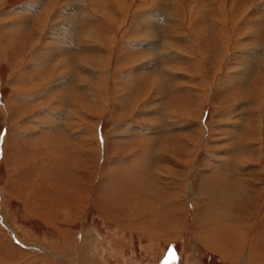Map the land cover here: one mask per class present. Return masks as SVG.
Wrapping results in <instances>:
<instances>
[{
	"label": "rangeland",
	"instance_id": "374dc122",
	"mask_svg": "<svg viewBox=\"0 0 264 264\" xmlns=\"http://www.w3.org/2000/svg\"><path fill=\"white\" fill-rule=\"evenodd\" d=\"M91 1L0 0V264H264V206L241 199L264 195V103L256 105L258 95L264 99V0H239V9L207 0L205 20L191 13L195 4L188 12V0ZM248 33L254 54L246 50ZM100 54L110 58L104 85L96 69L76 61L98 62ZM153 90L154 98L141 101ZM180 101L192 114L189 107L182 113ZM83 127L91 135L81 141ZM255 147L261 168H235ZM77 177L83 184L75 201L62 189H74ZM155 202L174 211L169 226L167 219L155 226ZM250 209L256 214L244 250L224 248L238 258L204 246L205 229L220 219L233 228L232 219ZM256 230L263 240L248 249Z\"/></svg>",
	"mask_w": 264,
	"mask_h": 264
},
{
	"label": "bare ground",
	"instance_id": "6f19581e",
	"mask_svg": "<svg viewBox=\"0 0 264 264\" xmlns=\"http://www.w3.org/2000/svg\"><path fill=\"white\" fill-rule=\"evenodd\" d=\"M67 1V0H66ZM109 0H105V1H100V2H98V3H96L97 5H99L100 7H101V4H102V6H104V5H107V3L109 4V2H108ZM207 0H188L187 1V3H186V6L188 7V9L187 10H189L188 12H191L192 11V7H193V5L192 4H195L196 5V8H197V11H194V12H191V13H194L196 16H197V18H202V19H204L205 18V14H206V12H208L209 10H210V5H209V7H207L208 5V3L206 2ZM252 1H255V0H252ZM77 3H79V2H77ZM76 3V4H77ZM89 4H92V1L91 0H89ZM231 4H232V8L234 9V8H238V7H240L239 6V0H234V1H232V3H227V1L226 0H220V2H219V5H220V8H223L225 5L226 6H230L231 7ZM252 4H253V2H252ZM93 5V4H92ZM246 7V6H245ZM231 9V8H230ZM232 9V10H233ZM239 9V8H238ZM246 9H250V8H247L246 7ZM219 10H221V9H219ZM234 11V10H233ZM246 10H244V12H245ZM250 11V10H249ZM248 11V12H249ZM252 11V10H251ZM236 12V11H235ZM247 12V11H246ZM253 12V11H252ZM232 13L233 12H231V15H232ZM241 13V12H240ZM250 13V12H249ZM225 15V14H224ZM247 15V14H246ZM249 15V14H248ZM107 17H109L108 16V13H106V12H104V18L106 19ZM227 17H229V16H227ZM248 17V16H247ZM194 18V17H193ZM223 19H222V21H226L225 20V17H222ZM235 18V17H234ZM109 19H110V17H109ZM227 19V18H226ZM108 20V19H107ZM111 20V19H110ZM205 20V19H204ZM250 20V19H249ZM23 21V20H22ZM42 21H43V19H42ZM112 21V20H111ZM200 21V20H199ZM202 21V20H201ZM242 21V20H241ZM227 22V21H226ZM124 23V22H123ZM196 23H197V21H196ZM195 23V24H196ZM216 23V22H215ZM229 23V22H228ZM45 24V23H44ZM220 24V23H219ZM204 25V24H203ZM213 25H214V23H213ZM212 25V26H213ZM223 24H221V26H222ZM227 25V24H226ZM233 25V24H232ZM243 25V24H242ZM103 26V25H102ZM111 26V25H110ZM142 26H144V25H141L140 27L141 28H143ZM215 26H217V25H215ZM219 26V25H218ZM220 26V27H221ZM224 27H225V25H223ZM66 28H69V26H68V24H67V26H65ZM104 27V26H103ZM224 27H222V28H224ZM42 28H43V26H42ZM45 28V27H44ZM65 28V29H66ZM106 28V27H105ZM226 28V27H225ZM237 28V27H236ZM235 28V29H236ZM35 30V29H34ZM40 30V29H39ZM225 30V29H224ZM95 31H97L96 29H95ZM199 31L200 32H202L201 34H205V31H203L202 29H199ZM240 31V30H239ZM92 33V32H91ZM97 33V32H96ZM224 33V32H223ZM242 34V33H241ZM84 35V34H83ZM189 36H190V34H188ZM221 35V34H220ZM224 35V34H223ZM227 35V34H226ZM82 36V35H81ZM173 36H175L174 34H173ZM187 36V35H186ZM189 36H188V39H189ZM228 36V35H227ZM231 36V35H230ZM39 38V37H38ZM83 38V37H82ZM227 38H229V37H227ZM247 38H248V40L250 41V42H248V44L247 45H249V44H252L253 46L252 47H247V49L246 50H248V49H251V48H254L255 50H248L247 51V53H250L251 54V52L254 54V53H256V47L258 48V45L256 44V41H255V38H253L252 39V33H248V35H247ZM185 39H187V38H185ZM186 40V41H191V37H190V39L189 40ZM223 39V38H222ZM38 40V39H37ZM33 41V40H32ZM231 41V40H230ZM237 42H238V40H237ZM96 43V42H95ZM98 43H102L100 40H99V42ZM98 43L96 44V45H98ZM169 43V42H168ZM226 45H227V43H226V41L225 40H220V42H219V45H218V48H219V50L220 51H222V57H223V55H224V53H225V48H226ZM240 45V44H239ZM168 46V45H167ZM170 46V45H169ZM164 48H166L167 50H169L168 48L169 47H164ZM166 50V51H167ZM61 51V50H60ZM251 51V52H250ZM63 52H64V50H63ZM99 53H100V51H99ZM64 54V53H63ZM261 54V53H260ZM61 55V54H60ZM86 56V55H85ZM85 56H84V58H81V57H79L80 58V60H79V58L76 60L77 61V63L78 64H82V65H84L85 66V68H90L91 70H97V75H98V81L101 83L100 85H102L103 83H104V81L106 80V78H105V76L103 75V72H104V68H105V66H107V68L110 66L109 65V60H110V58H108V59H104L105 58V56H101V54H100V56H99V59H100V61H98V62H95V60L94 59H92L91 60V62L89 63V61L85 58ZM247 56H249V55H247ZM250 56H252V55H250ZM263 56V55H262ZM253 57H255V56H253ZM72 58V57H71ZM70 58V59H71ZM101 58H103V59H101ZM81 59H82V61H81ZM205 59H207V57L206 56H202L201 57V60H202V62L204 63L205 62ZM221 59V58H220ZM59 60V59H58ZM60 60H61V58H60ZM67 60V59H66ZM68 61V63H69V59L67 60ZM61 62V61H60ZM63 62V61H62ZM71 62V61H70ZM66 63V62H65ZM64 63V64H65ZM202 63V64H203ZM67 64V63H66ZM69 65V64H68ZM67 66V65H66ZM63 67L64 66H56V68H58V70H60V71H63L62 69H63ZM68 67V66H67ZM202 67V66H201ZM93 68V69H92ZM204 69V68H203ZM66 71H68V69H66ZM101 72H102V74H101ZM69 73H71V69H69ZM246 73V72H245ZM56 75V74H55ZM58 75V74H57ZM66 75V74H65ZM65 75H63V77L62 78H64V80H66V79H68V77L70 78V75L69 74H67L68 75V77L67 76H65ZM183 75V74H182ZM244 76V75H243ZM245 77V76H244ZM82 78V77H81ZM84 79V78H83ZM69 80V79H68ZM82 81H85V80H81L80 81V83H82ZM86 82V81H85ZM106 82V81H105ZM160 82V81H159ZM85 85H86V89L88 90V92H89V94H92L91 96H89L90 97V99L91 98H93V97H95L96 95H95V93H94V91H95V88L93 87V85L91 84V83H88V82H86V83H84ZM252 84V83H251ZM255 84V83H254ZM104 85V84H103ZM106 85V84H105ZM155 85H156V91H159L160 89V85H158V84H156L155 83ZM259 87H260V90H258L260 93H262L263 92V90H264V80L263 81H261V83L258 85ZM35 87V86H34ZM101 87H103V86H101ZM100 87V88H101ZM115 87V90L114 91H116V90H118V87L117 86H114ZM102 90V89H101ZM115 93V92H114ZM113 93V95H115ZM157 94H156V92H154V90L153 91H147L144 95H142L141 96V101H143V99L144 100H147V99H151V98H154L155 96H156ZM76 97V98H75ZM74 98H73V107H75V111L76 112H78V113H80L79 111H78V109L80 108V101H81V99H79V98H81V97H78V96H75ZM97 97H99V95L97 96ZM115 97V96H114ZM202 97V99L204 98L203 96H201ZM258 97V102L256 103V105L258 106V105H260V104H263L264 103V99L262 98V96L261 95H258L257 96ZM93 100H96V99H93ZM99 100L102 102V100H103V98H100L99 97ZM255 100H257V99H255ZM82 102V101H81ZM116 102V101H115ZM115 102H114V104H115ZM122 103V102H121ZM140 103H142V102H139V100H136V104H137V107L140 105ZM178 108H180L181 110H185V112H182L184 115H186L187 114V109H188V107H189V112H190V114H192V108L190 107L191 105L189 104V102L188 103H182V101H180L179 102V105H178V103L177 104H175ZM133 107H135V106H133ZM136 107V108H137ZM141 107V106H140ZM201 107L202 106H199V108L201 109ZM175 109H177V108H175ZM255 110V109H254ZM259 110V109H258ZM171 113H173L174 114V111H172ZM254 113H256V112H254ZM81 115V114H80ZM183 115V116H184ZM250 127V126H249ZM255 128L256 129H260V123L259 122H255ZM83 129H84V131H82V135L80 134V138H81V141L83 140V139H85V137L86 136H88V135H91V131L90 130H88L87 129V127H83ZM249 129V128H248ZM81 130V129H80ZM254 131V130H253ZM252 133V132H251ZM254 133V132H253ZM250 134V133H249ZM200 134H197V136H199ZM90 137H92V136H90ZM258 137V132H257V135L255 136V141H257V138ZM246 138H248V137H246ZM198 139H200V138H197V140L192 144V146L194 147L195 145H196V142L198 141ZM97 138L95 137V139H94V147L95 148H97V151H98V143H97ZM182 140V139H181ZM244 141H246L247 142V140H244ZM259 141V140H258ZM181 142V141H180ZM192 143V142H191ZM190 143V144H191ZM249 144H252V143H250V142H248ZM186 144V143H185ZM184 144V145H185ZM148 145V144H147ZM183 145V144H182ZM183 145V146H184ZM188 146V145H187ZM176 147V146H175ZM257 147V146H256ZM256 147H255V149H253V151H250V153H247L246 154V156H243L242 158H241V160H240V166H241V168L243 169V171L245 172V170L247 169L246 167L247 166H249V167H252V166H254L255 164H257L258 166H260V168H261V165H259L258 163H259V160H253V158H252V156L251 155H253V153L252 152H255L256 150L257 151H259L260 149V147H258L257 149H256ZM88 148L89 149H91V147H90V145H88ZM181 148V147H180ZM188 148H190V146L188 147ZM173 149V148H172ZM165 150V149H164ZM179 150H181V149H179ZM167 151V150H166ZM176 151H178V150H176ZM181 152V151H180ZM182 153V152H181ZM183 153H186V152H183ZM191 153V152H190ZM97 154V153H96ZM255 154H257V153H255ZM260 154V153H259ZM173 155V154H172ZM175 155V154H174ZM178 155V154H177ZM259 156V155H258ZM186 158V157H185ZM150 159V158H149ZM187 159V158H186ZM185 159V160H186ZM174 160V159H173ZM178 160V159H177ZM91 161V160H90ZM183 161V160H182ZM182 161H180L179 160V162H182ZM191 161V160H190ZM226 161V164H224L225 165V167H229V165L228 164H230V162L232 163V161L231 160H225ZM228 161V162H227ZM63 162V161H62ZM72 163V162H71ZM174 163V162H173ZM183 163H185L184 161H183ZM187 163V162H186ZM73 164V163H72ZM172 164V163H171ZM188 164H189V162H188ZM158 165V164H157ZM173 165V164H172ZM191 165V164H190ZM233 165H235L234 163H233ZM174 166H175V164H174ZM184 166V165H183ZM84 167V166H83ZM166 167V166H165ZM178 167V166H177ZM187 167H189V166H187ZM192 167V166H191ZM161 168V167H160ZM126 169V168H125ZM131 169V168H130ZM130 169H129V171H130ZM168 169V168H167ZM160 170V169H159ZM248 170V169H247ZM128 171V172H129ZM139 171V170H138ZM161 171V170H160ZM162 171H163V169H162ZM165 171V170H164ZM169 171H170V169H169ZM168 171V172H169ZM172 173L174 172L173 170L171 171ZM184 172V171H183ZM133 173V172H132ZM158 173V172H157ZM261 173L264 175V167L262 168V171H261ZM159 174H160V172H159ZM185 174H186V176L183 174V175H181V172H180V175H181V177L183 176V178L185 179H188L189 178V175H190V173H189V175H188V177H187V172H185ZM131 175V174H130ZM176 176L178 175V174H175ZM128 176V175H127ZM160 176V175H159ZM165 176H170V175H165ZM172 177H174V175L172 176ZM175 178H177L178 179V177H175ZM172 179V178H171ZM180 179V178H179ZM178 179V180H179ZM193 179V178H192ZM77 180H78V183H77V185H76V187L73 189V188H71L70 186H69V184L67 185V184H65V185H63V189L62 190H64V193H65V195L66 194H68L70 197H72L73 195H74V200L76 201V200H78V198H79V196H80V193H81V185L83 184V183H81V180H82V178L81 177H77ZM85 180V179H84ZM154 180V179H153ZM156 180V179H155ZM169 181H170V179H168ZM181 180V179H180ZM259 180V179H258ZM71 181V180H70ZM69 181V182H70ZM129 181H132V180H129ZM167 181V180H166ZM189 181V180H188ZM187 181V182H188ZM127 182V181H126ZM179 182V181H178ZM183 182V181H182ZM130 183V182H129ZM133 183V182H132ZM186 183V182H185ZM189 183V182H188ZM72 184H73V182H72ZM128 185V184H127ZM148 185V184H147ZM75 186V185H74ZM168 186V185H167ZM178 186V185H177ZM262 186V185H261ZM62 187V186H61ZM84 187H85V184H84ZM141 187V186H140ZM152 188V187H151ZM154 188V187H153ZM262 188H263V186H262ZM142 189V188H141ZM146 189V188H145ZM150 188H148V191L150 192L151 191V189L149 190ZM184 189V188H183ZM199 189V188H198ZM263 190V189H262ZM82 191H85L84 189H82ZM128 191V190H127ZM135 191V190H134ZM139 191H141V192H143L144 193V195H145V191L142 189V190H139ZM132 192H133V190H132ZM140 192V193H141ZM158 192V191H157ZM156 192V193H157ZM175 192V191H174ZM185 192V191H184ZM131 193V192H130ZM177 193V192H176ZM179 193V192H178ZM138 194V193H137ZM224 194H225V192H224ZM239 195H241L240 193H238ZM246 194V193H245ZM62 195V194H61ZM64 195V196H65ZM130 195V194H129ZM142 195V194H141ZM154 195V194H153ZM219 194H217V196H218ZM247 195H250L249 193H247ZM247 195H241V199L243 200L242 202H247V204L249 203L250 205H256L258 202H260V203H262V205L264 206V195L261 193L260 195H259V197L257 196L258 195V193H256V195H254V196H256V197H258V198H251L250 196H247ZM63 196V195H62ZM147 196V195H146ZM148 196H149V193H148ZM152 195H150L149 197H151ZM68 197V196H67ZM125 197H127V195L125 196ZM124 197V198H125ZM144 197V196H143ZM142 197V198H143ZM155 197V196H154ZM153 197V198H154ZM175 196L173 195V198H174ZM179 197H181V195L179 196ZM183 197V196H182ZM216 197V196H215ZM72 198V199H73ZM107 198V197H106ZM158 198V197H157ZM111 199V198H110ZM113 199V198H112ZM115 199V198H114ZM163 199V198H162ZM195 199H198V198H196V196H195ZM70 199L68 198L67 199V201H69ZM81 200V199H80ZM119 200V199H118ZM154 200H156V199H154ZM153 200V201H154ZM170 200H172V199H170ZM175 200V199H174ZM226 200V199H225ZM257 200H258V202H257ZM72 201V200H71ZM83 201V200H82ZM114 201V200H113ZM166 201H168V200H166ZM80 202V201H79ZM157 202H158V200H157ZM157 202H155L156 204H157ZM159 202H160V200H159ZM78 203V202H77ZM110 203V202H109ZM131 203V202H130ZM133 203V202H132ZM154 203V202H153ZM166 203V202H165ZM119 204H122V202H119ZM118 203H116V206H118L119 205ZM196 204V203H195ZM162 205V206H161ZM161 205H159V206H161V207H159L158 206V204H157V206L156 205H153L152 207L154 208H152V210H151V212H152V214H154L155 216L157 215V217H155V220H154V223H155V226H158V227H160L161 225H157V223H159V221H161V220H166L167 219V221H165L166 223H168V226L171 224V222L174 220V216H173V212L174 211H171V210H169V209H167L166 207H164V204L162 203ZM169 205V204H168ZM258 205V204H257ZM256 205V206H257ZM120 206V205H119ZM166 206V205H165ZM255 206V207H256ZM129 207H131V209H132V211H133V213L138 209V208H135V205L134 206H129ZM251 206H249V208H250ZM112 208V207H111ZM142 208V207H141ZM169 208V207H168ZM257 208V207H256ZM246 209V208H245ZM254 209V208H253ZM146 210V209H145ZM241 210V209H240ZM237 211V210H236ZM255 211H257V210H255ZM263 211V210H262ZM142 212V211H141ZM147 213V212H146ZM239 213V212H238ZM247 213H248V211H247ZM245 214L243 217H240V218H238V219H232V221H233V224L232 225H234L233 226V228H231V227H227L224 223H223V221L220 219V217H219V219H220V225L221 226H219V227H213V225H210V227H209V230H208V228L207 229H205L204 230V233H202V234H200V236H202L201 237V239L203 240L202 241V243L203 244H205L206 243V245H204V246H206V247H208L209 249H211V250H213L214 252L215 251H217V252H219V253H224L225 255H227L228 257H233V259H236V258H238V256L239 255H235V254H233V252L232 251H229V250H225V249H227V247H229V248H231V247H241V252H242V250H244V246H246L245 244H244V242H243V239L246 237V235H245V233L247 234V235H249L250 233H247L246 232V230H249L248 229V226L250 227V231H251V229L253 228V223L252 224H249L250 222H252V216H253V214H256V213H253V210L252 209H250V211H249V213L248 214ZM259 214H260V212H258ZM145 214V213H144ZM240 214V213H239ZM149 215V214H148ZM150 216V215H149ZM151 216H153V215H151ZM163 216H168V218H165V219H160L161 217H163ZM222 216V215H221ZM256 218V217H255ZM212 219V218H211ZM226 219V218H225ZM260 219V218H259ZM213 221V220H212ZM255 221V220H254ZM215 222V221H214ZM249 222V223H248ZM165 223V224H166ZM227 223V222H226ZM159 224H161V223H159ZM206 224V223H205ZM204 224V225H205ZM228 224V223H227ZM151 225H153V223L151 224ZM204 225H202V226H204ZM172 226V225H171ZM174 226V225H173ZM201 226V227H202ZM221 227V230L223 231V229H222V227H225L224 228V230H225V232L223 231V234H225L226 235V239H224L223 237V240H225V243L227 244V245H229V246H227L225 243H223V245L222 244H219V242H220V240H219V237H220V233H219V230L217 229V228H220ZM172 228V227H171ZM151 229V228H150ZM169 229H170V227H169ZM237 229H240V232H241V235L238 237V238H235V236H234V234H236V230ZM155 230V229H154ZM165 230H166V228H165ZM168 230V229H167ZM174 230V229H173ZM233 231V233H231ZM172 232V231H171ZM210 232V233H209ZM255 234H254V236L250 239L249 238V240H250V244L248 245L249 247H248V249H252L253 247H254V245H255V242L256 241H258V240H263V237H261L263 234L261 233V231H258V230H256V232H254ZM244 237V238H243ZM247 238V237H246ZM80 240V239H79ZM172 239L171 238H169L167 241L168 242H170ZM222 240V239H221ZM245 240H247V239H245ZM248 241V240H247ZM255 241V242H254ZM264 241V240H263ZM210 242V243H209ZM231 245H233V246H231ZM225 248V249H224ZM250 251V250H249ZM236 252V251H235ZM239 252H240V250H239ZM252 252V251H251Z\"/></svg>",
	"mask_w": 264,
	"mask_h": 264
},
{
	"label": "crops",
	"instance_id": "0c3cea01",
	"mask_svg": "<svg viewBox=\"0 0 264 264\" xmlns=\"http://www.w3.org/2000/svg\"><path fill=\"white\" fill-rule=\"evenodd\" d=\"M243 156H246V155H243ZM242 156V157H243ZM242 157H239V159H237L236 161H235V168H239V171H241V166H240V160H241V158ZM221 161H223V160H221ZM221 165H223V163L221 164ZM253 167V166H252ZM235 171V170H234Z\"/></svg>",
	"mask_w": 264,
	"mask_h": 264
}]
</instances>
